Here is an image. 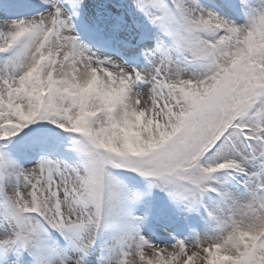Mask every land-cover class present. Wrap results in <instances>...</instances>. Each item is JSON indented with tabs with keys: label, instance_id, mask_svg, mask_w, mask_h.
I'll return each instance as SVG.
<instances>
[{
	"label": "snow or ice",
	"instance_id": "snow-or-ice-1",
	"mask_svg": "<svg viewBox=\"0 0 264 264\" xmlns=\"http://www.w3.org/2000/svg\"><path fill=\"white\" fill-rule=\"evenodd\" d=\"M0 264H264V0H0Z\"/></svg>",
	"mask_w": 264,
	"mask_h": 264
}]
</instances>
